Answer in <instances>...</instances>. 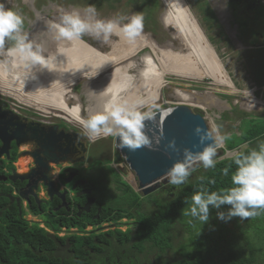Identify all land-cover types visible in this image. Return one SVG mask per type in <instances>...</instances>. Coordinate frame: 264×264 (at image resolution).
I'll list each match as a JSON object with an SVG mask.
<instances>
[{
    "label": "rangeland",
    "instance_id": "374dc122",
    "mask_svg": "<svg viewBox=\"0 0 264 264\" xmlns=\"http://www.w3.org/2000/svg\"><path fill=\"white\" fill-rule=\"evenodd\" d=\"M150 1L152 2V4L147 5L145 3V0L144 2L143 0H138L137 5L141 4L138 9H136L137 5L133 0H1V3L5 8H12L23 17L24 31L28 32L30 39L37 40L38 42H41V38L38 35L34 34V32H39L36 23L40 21H50L49 15L51 14V12H54L55 19H59L61 9L65 11L79 9L81 11V14L83 15V10L88 5H95L97 13L99 14V18L102 19L115 18L117 14L124 16L125 18L130 17L133 14L142 15L144 17L143 30L149 32L157 42L161 43L166 38V33L161 26L162 23L159 20L161 3L160 0ZM186 1L193 14L196 16L201 29L206 35L209 43L218 56L220 63L227 72L234 86L237 88V91L231 93V91L220 89L218 86H213L210 83L211 79L207 76H204L199 80H190L177 75L167 74L165 75L167 84L162 87L160 98H158L154 102L157 105V108L153 111L155 112L157 109H163L170 106L186 105L184 104L185 102L173 99V93L184 91L191 94H207L205 91H210L214 96V100L215 98L217 100L214 101L212 99H207L208 104L206 106V110L201 109L197 106H190V108L193 111H197L201 114L205 113L206 116L224 120L227 124H229L230 130L228 136L226 135L225 137L229 138L231 136L230 139L235 140V135L241 134V129H238L240 118L245 115L249 116L250 114L258 112L264 108V105H261V109L249 110V108L242 104V100L250 102H254L255 100L247 94H245V98L242 99V95L238 91L251 89L256 97L264 94V48H256L254 49V52H252L249 49H243L239 46L240 51L238 52L240 53L235 52V50L232 48V45L229 44V42H232L231 40H233V36L235 35V33L229 31L227 27L223 26L220 23L223 22L222 19H219V22L217 15L214 13L213 8L209 4V0ZM260 3L262 6L260 7L259 11H254L253 15L256 13L257 14L250 26H252L253 30L264 34V0H260ZM147 6L148 8H145ZM216 10L218 11L217 8ZM125 21L126 19L124 20V22ZM227 22L228 24L230 23L229 20H227ZM217 27L219 28V30L217 29ZM45 32L47 34H54V31H48L47 27L45 28ZM260 36L263 37L264 35ZM117 39L119 38L112 37L110 39V42L115 43L117 42ZM60 41L61 48L58 47ZM60 41H55V44H57L58 46L47 47L53 55H55L56 51L60 53L61 50L66 49L67 41ZM91 41L94 42V40ZM12 43L13 42L11 41H6L4 45L12 46ZM48 44L49 43H46L45 45L47 46ZM117 51L115 50L111 54H117ZM146 51H148V49L144 50V52ZM242 55L244 57V60H246V63H243V59L241 57ZM129 64L130 63L124 64L112 70L106 76L99 78L101 84L106 85L110 83L108 82V79L111 78L119 81L121 75L127 70ZM250 75L256 79V84L252 82ZM96 83V77L92 79H90V77H86L84 79L76 81L71 87L72 92L76 94L77 98H79L82 106V113L79 116L80 118H86L88 114L93 110L92 106L94 104L89 105L92 100L90 98V101L88 100L87 94H89L91 87H94ZM27 84L30 85V82H28ZM261 85L263 86L259 87ZM149 86L150 84L146 85V87ZM253 87L255 88L252 89ZM195 91H197V93H195ZM0 95V97H4L7 99V102L12 109L20 106V109H22V111L26 114H34L37 111L34 107L20 103L9 96L3 95L1 93ZM226 104L231 106V108H229ZM41 114L42 113L40 112V116L38 115V118H41V120L44 122H47L48 120L52 123H60V120L64 121L62 118L54 116L52 114H46L45 117H43V115ZM77 121L79 122L78 119ZM72 125L70 127L74 128ZM84 138L87 139L86 137ZM112 139L113 137L109 136L106 138L98 139L94 143L90 144L89 150L85 154V159L89 168H79L80 175L78 178L85 180V189L87 191H90V193L92 194L91 196L89 195L91 199L95 198V204L98 205L97 207H100L101 210H105V208H107V212L109 213H113V211L116 210H118L119 212L128 211V213L130 214L129 216H127L128 218L135 217V215L139 214V219L140 217L142 219V221L139 220V222L144 223L148 228L147 234L144 237H151V239L154 237L158 238V240L160 239V236L157 232L154 233V236L149 234L150 231L156 229L153 225L154 221H158L162 226L166 225V222H172L169 226L172 227L174 225L172 227L173 231H170L172 234H174V231L179 233V237L172 238L168 243L170 245L168 253L171 254V258L173 254L177 258L176 260H180L183 257H189L190 252L193 251L194 247L202 250V247L200 245L198 246V244H200V239H202L199 235V230L197 229V225L193 227V222L195 220H193L191 217L184 216L183 212L180 213L179 218H177L174 215L173 211L167 212L165 210H161L163 211L164 215H166L161 220H159L160 218L154 214L157 206H160V204L163 202V200L161 201L159 197L161 194L160 191H155L148 195L140 196V200L132 193L131 189L122 190L123 186L119 183L120 177L110 171L112 168V163L114 161H117V159L115 158V150ZM246 147L247 144L242 143L237 149H244ZM232 152H234V150H231L227 153L224 152V155H222L223 153H221L220 149H218L216 158L218 159L222 156L230 155ZM20 159L23 161H21ZM24 159L25 158L23 157L19 158L20 166L23 164ZM77 164L79 166L80 162ZM21 170H24V168H22ZM122 179L124 180V175H122ZM192 179H194V176L192 177ZM183 185L173 186L167 183L164 190H166L169 196L173 197L176 193H178L177 187L181 188ZM164 194L165 193H162L161 197H165ZM133 203L134 205H132ZM149 206L154 207V209L145 210ZM226 211L227 210H225V212ZM32 213H36V211L32 210ZM212 216H214V214H212ZM47 217L48 215L44 214L42 216V219H45ZM28 218L30 217L28 216ZM36 220L38 222L40 219L37 217ZM244 221L245 223H241L242 228L239 227L236 234L227 232L226 236L227 238L230 237V239L225 250L221 251L223 252L220 255L221 261L231 255H239L240 253H242L241 256H248L250 251H248L249 248H255V250L251 252H254V256L258 261L264 260V212H261V214L256 217L244 219ZM188 226L191 227L190 230ZM208 226V233L213 237L219 230V227L213 225V223L209 224ZM193 238L195 240L199 239V242L195 243V240H193ZM130 248L131 247H126V252H130ZM61 252L64 254L63 251ZM70 260L73 261L72 259ZM164 263L165 262H161L159 264ZM167 263L172 264V261H167Z\"/></svg>",
    "mask_w": 264,
    "mask_h": 264
},
{
    "label": "flooded vegetation",
    "instance_id": "af4514ba",
    "mask_svg": "<svg viewBox=\"0 0 264 264\" xmlns=\"http://www.w3.org/2000/svg\"><path fill=\"white\" fill-rule=\"evenodd\" d=\"M209 4L218 20L220 19L218 13L225 16L224 23L220 22L221 19L219 22L235 33L236 38L229 42L235 52L240 51V47L243 49L264 47V43L257 42L263 34L250 26L257 14L253 15L254 11H259L262 6L260 0H209ZM217 29L219 30L218 27ZM38 115L36 112L26 114L22 110L16 111L10 108L6 98L0 97V197L3 198L1 205L5 210H16L19 216L16 220H25V227L33 229L36 224L42 228L53 241V246L51 245L49 249L37 251L31 249L34 253L31 257L35 261L33 264H50L53 259L58 261L55 264H159L169 260L175 261L177 258L174 254L171 258L167 247H164L160 254L156 248H152L153 239L149 241L144 237L146 232L141 230L140 222L135 217L125 216L129 214L128 211L116 210L109 213L107 209L101 210L97 207L95 198L91 199L92 194L85 189V180L78 178L79 168H89L85 158L79 166L77 163L71 164L67 161L55 163L46 160L47 162L43 163L36 159L33 153L38 151L39 146L30 133L33 127L26 130L23 121L35 120L42 123ZM45 124L56 125L58 130L72 129L78 132L76 128L68 129L59 123ZM85 143L86 154L91 142ZM38 155L43 157L40 150ZM21 157L25 159L20 166ZM22 168L24 170H21ZM44 174L57 189L51 190L52 197L48 195L46 187L37 181V178ZM69 177L70 181L65 182ZM164 189L165 185H160L152 192H161ZM32 190L36 198L32 196ZM209 207V219L203 223L204 225L201 224L202 234L208 232L209 224L219 225L225 221L217 217V209ZM34 209L36 213H32ZM153 209L154 207L149 206L145 210ZM5 210H0V214ZM219 210L227 209L221 206ZM44 214L48 217L42 219ZM37 217L40 219L38 222ZM232 219L234 218L225 221L226 224L230 223L227 224L230 227H233ZM235 220H240V217L235 216ZM170 230L173 231L172 228ZM163 236L160 241L167 240L168 243L172 238L179 237L175 231L174 234L163 232ZM126 247H131L130 252H126ZM80 254L83 259L79 257ZM159 258L162 260H156ZM41 260L43 261L37 262Z\"/></svg>",
    "mask_w": 264,
    "mask_h": 264
},
{
    "label": "bare ground",
    "instance_id": "6f19581e",
    "mask_svg": "<svg viewBox=\"0 0 264 264\" xmlns=\"http://www.w3.org/2000/svg\"><path fill=\"white\" fill-rule=\"evenodd\" d=\"M160 3L159 20L166 33V38L161 43L144 30L142 33L144 38L138 40L135 46L128 45L121 39H117L115 43L109 41L108 44L98 40L92 42L93 39L85 35L82 40L71 43L67 41L66 49L52 54L58 57L50 62L54 70L40 68L38 65L33 69L24 67L18 58L6 55V50L11 46L4 45V51H0V93L34 107L45 116L52 114L81 125L77 117L82 113V106L71 87L76 81L89 77L99 66L102 67L94 76L97 83L90 89L97 94L91 95L90 92L87 94L88 100H92L89 105L94 104L91 112L102 109L105 102L113 96L121 101L132 102L143 98L155 102L161 96L162 87L167 84L165 80L167 74L190 80H199L207 76L211 79V85L231 93L236 92V87L220 63L187 1L160 0ZM49 16L50 21L58 20L55 19L54 12ZM220 16L224 20V15ZM36 24L39 32L34 34L41 38V42L49 43L45 45L46 47L58 46L55 44V35L45 32L47 21ZM58 47L61 48V41ZM145 49L148 51L144 52ZM115 50L117 54H111ZM128 63L130 64L119 81L111 78L108 79L110 83L101 84L99 78ZM148 84L150 86L146 87ZM106 87L111 91L107 95L100 94ZM205 92L207 94L179 91L173 93V99L185 102L184 104L189 107L197 106L206 110L207 99L214 98L210 91ZM243 92L250 96L252 94V90ZM216 100L215 98L214 101ZM242 104L249 108L254 105L258 107L261 103L257 100L254 102L242 100ZM130 178L124 176L125 182L133 186Z\"/></svg>",
    "mask_w": 264,
    "mask_h": 264
},
{
    "label": "clouds",
    "instance_id": "9594fccd",
    "mask_svg": "<svg viewBox=\"0 0 264 264\" xmlns=\"http://www.w3.org/2000/svg\"><path fill=\"white\" fill-rule=\"evenodd\" d=\"M83 12L84 14L82 15L79 9H72L71 11L61 9L58 20L47 22L48 31H54L57 41L64 40L70 43L82 40L87 35L93 40L108 44L110 39L116 36L128 45L135 46L138 40L144 38L142 35L144 17L140 14H133L127 18L117 14L115 18L102 19L99 18L94 5H88ZM125 19L127 22H123ZM6 41L13 42L12 46L6 50V55L18 58L24 67L33 69L38 65L40 68L54 70L51 68L50 62L57 57L52 55L44 43L29 38L28 32L24 31V19L21 15L12 8H5L0 3V51H4ZM101 67L99 66L89 77L96 76ZM110 91L111 89L106 87V90L100 94L107 95ZM238 91L242 95V91ZM90 94L96 95L97 93L90 90ZM241 98L244 99L245 96ZM255 98L261 104H258V107L256 105L251 106L249 110L261 109V105H264L263 96L256 97L255 95ZM17 107L14 110H22L20 106ZM156 108L157 105L154 101L150 102L140 98L129 102L128 100L121 101L113 96L105 102L102 109L90 112L86 118L77 117L81 124L78 125L79 127L75 126L77 124L72 125L73 123L63 118L64 121L60 120L59 124L68 129L71 128V125L76 128L84 143L90 141L92 144L98 139L111 136L113 137V146L114 138H116L119 141L118 146L121 149L128 148L135 150L146 146L149 149L155 150L161 142L163 131H159L158 134L153 132L152 136H149L145 130V121L153 119V110ZM36 113L39 114L40 112L36 111ZM41 115L45 117L44 114ZM202 115L205 119L207 118L208 126L207 128H202L200 125H197L194 130L195 134L199 136L202 144L205 140L213 142L208 143L202 150L196 152L189 148H184L183 158L175 161L165 174L167 183L170 185L180 186L186 184L189 177L198 168L203 167L205 170L215 168L219 162L216 159L217 151L220 149L221 152L224 148L225 136H228L230 133L229 124L223 120L227 129L222 135L218 126L211 120V117L206 116L205 113ZM49 122L51 121H43L42 123ZM168 146L176 150L175 140L169 141ZM237 150L239 149H235L234 153L230 155H225L231 156L232 162L236 165V170L231 176L232 186L225 190L211 192L201 186L192 195L189 208L183 212L184 216L191 217L193 220H198L203 224L209 219V206L217 209V217L225 221L234 216L249 219L264 212V142L259 144L258 149H252L247 153H236ZM223 151L227 153L231 150ZM223 158L224 156L219 159ZM119 160L125 163L124 159L121 158ZM111 170L118 174L124 185H128L131 190L140 194V196L142 195L134 189L135 182L132 181L133 186H131L122 179V175L126 177L129 175L123 174L114 163H112ZM228 172L229 169L227 167L223 169L224 175H228ZM199 179L203 180L204 177L201 176ZM130 180L132 179L130 178ZM209 183L214 184L215 181L209 180ZM223 205L230 206L226 212L225 210H219ZM195 222L193 223L195 224ZM213 225L217 226L214 223ZM167 249L169 250L168 246Z\"/></svg>",
    "mask_w": 264,
    "mask_h": 264
},
{
    "label": "trees",
    "instance_id": "16d2710c",
    "mask_svg": "<svg viewBox=\"0 0 264 264\" xmlns=\"http://www.w3.org/2000/svg\"><path fill=\"white\" fill-rule=\"evenodd\" d=\"M133 1L137 5L138 0H133ZM145 3L147 5L152 4L150 0H145ZM140 6L141 4L137 5L136 9H138ZM145 8H148V6ZM238 129H241V134L239 135L234 134L236 137L235 140L230 139L231 136L229 135L230 137L225 139L223 150H235L242 143H246L247 147L244 149L237 150L236 153H247L252 149H258L259 144L264 142V118L255 117L252 114H250L249 116L248 115L242 116L240 118ZM221 153H224V151H221ZM230 157L231 156H224L223 159L218 158L219 162L216 164L215 168H210L207 170L203 169V167L198 168L189 177L188 179L189 182H187L181 188L177 187L178 193H176L175 196L173 197H170L167 194V192L161 190V193H165L164 194L165 197H161V201L163 200V202L160 204V206H157V209L154 211V214L160 218L159 220H161L164 216H166L161 210H165L167 212L173 211L174 215L177 218H179L180 213L184 212V210L189 208L192 195L201 186H203V188L208 190L209 192L221 191L231 187L232 186L231 176L236 170V165L232 162ZM226 167L229 169L228 175H224L223 173V169ZM111 172L114 173V171L112 170ZM193 176L194 179H192ZM201 176L204 177L203 180L199 179V177ZM119 180H120L119 183L123 186L122 190L130 189L128 185H124L122 183L123 181L121 179ZM209 180H214L215 183L211 184L209 183ZM132 193L141 200L140 194H137L133 190ZM2 199L3 198L0 197V210H5L1 205ZM132 205H134V203ZM222 207L228 209L230 206L223 205ZM212 211L214 212V210ZM129 215L130 214H125V216H129ZM138 215L139 214L135 215V218L138 221L139 220L142 221L141 217L139 219ZM16 218H19V216L16 213V210H5L2 214H0V264H33L35 261L31 257L32 255H34V253L32 252L31 249H33V251H37L38 249L39 250L46 248L49 249L53 241L45 234L42 228H39L36 224L33 229H30L25 227L26 225L25 220L20 221L19 219L16 220ZM232 218H234L232 219L233 221H231L233 223L232 224L233 227L228 226L225 221L219 223V225L216 224L219 227V230L215 233L213 237L208 232H206V234H202L203 233L202 225L204 224H202V222L198 220H195L196 224L193 227L197 225V229L199 230V235L201 236L202 239H200V242L198 241L199 239L195 240L193 238V240H195L194 241L195 243L197 242L200 243L198 244V246L200 245L202 247V250H199L196 247H194L193 251L190 252L189 257H183L180 260L172 261V264L175 263L176 264H264V260L258 261L254 256V252H251L254 251L255 248L248 249V251L250 250L248 256H241L242 253H240L239 255H231L223 259L222 261L220 260V255L221 253H223L221 251L225 250L227 243L229 242L230 239V237L227 238L226 236L227 232L236 234L238 232L239 227L242 228L241 223L242 222L245 223L244 219L242 218H240V220H235V216ZM171 223L172 222H166V225L162 226L158 221H154L153 225L156 229H153L152 231L149 232V234L152 236H154L155 232H157L158 235L160 236L159 240L158 238L155 237L152 238L153 243L151 245L152 248H156L158 250L159 254L164 250V247L167 246L170 247L167 240H163V241L160 240H162V238L164 237L163 232H170V228L174 226L173 225L172 227H170L169 225ZM139 225L141 226V230H144L147 234L148 228L146 227V225L141 222ZM145 238L151 241V237L146 236ZM81 255L82 254H80L79 257L83 259V256ZM234 256H238V257H234ZM156 260H162V258ZM42 261L43 260L37 262L40 263ZM55 263H58L56 259L50 261V264H55ZM164 264H168V263L165 262Z\"/></svg>",
    "mask_w": 264,
    "mask_h": 264
},
{
    "label": "water",
    "instance_id": "95a60500",
    "mask_svg": "<svg viewBox=\"0 0 264 264\" xmlns=\"http://www.w3.org/2000/svg\"><path fill=\"white\" fill-rule=\"evenodd\" d=\"M218 15L221 19L220 14ZM212 97L214 98L213 95ZM226 105L230 107L228 104ZM254 116L264 118V109L255 112ZM211 120L218 126L223 135L227 129L224 121L215 117H211ZM145 124V130L149 136H152L153 132L158 134L159 131H163L161 142L155 150L146 146L135 150L121 149L118 146L119 141L114 138L115 158L117 159L114 164L123 174L131 177V181L135 182L134 189L142 195H147L159 188L160 185L168 182L165 174L175 161L183 158L184 148L196 152L202 150L208 143L213 142L211 140H205L203 144L200 142V138L194 130L197 125L207 128V120L201 113L193 111L187 105L158 109L154 112L153 119L146 120ZM23 125L26 130L33 127L30 133L38 143V151L40 150L43 155V157H40L38 151L33 153L37 160L43 163H46V160L55 163L67 161L71 164L84 160L86 145L81 140L80 134L75 131L58 130L56 125L44 124L35 120L23 121ZM173 139L176 143V150L168 146V142ZM121 158L124 159L125 163L118 161ZM70 179L71 177L65 182H69ZM37 181H40L46 187L48 195L52 197L51 190L57 189L50 178L44 174L38 177ZM32 196L37 197L33 190ZM227 224L230 225V223Z\"/></svg>",
    "mask_w": 264,
    "mask_h": 264
},
{
    "label": "crops",
    "instance_id": "0c3cea01",
    "mask_svg": "<svg viewBox=\"0 0 264 264\" xmlns=\"http://www.w3.org/2000/svg\"><path fill=\"white\" fill-rule=\"evenodd\" d=\"M263 20H264V18H263ZM264 35V34H263ZM236 37L234 36V38L233 39H235ZM257 42L258 43H260V44H262V43H264V36L263 37H260V38H258L257 39ZM264 48V47H263ZM245 49V48H244ZM249 50H251L252 52H254V49H250V48H248ZM238 53H240V52H238ZM242 57V59H243V63H246V60H244V57H243V55L241 56ZM251 76V75H250ZM251 78V80H252V82L254 83V84H256V79L253 77V76H251L250 77ZM263 85H261V86H259V87H262ZM260 96H263L264 97V95H260Z\"/></svg>",
    "mask_w": 264,
    "mask_h": 264
},
{
    "label": "built area",
    "instance_id": "2783aa9c",
    "mask_svg": "<svg viewBox=\"0 0 264 264\" xmlns=\"http://www.w3.org/2000/svg\"><path fill=\"white\" fill-rule=\"evenodd\" d=\"M255 87H253L252 89H254ZM251 90V89H250ZM242 96L244 97L245 96V94H244V92L242 91ZM251 98H253L254 100H256V98H255V95H254V93L252 92V94H251V96H250Z\"/></svg>",
    "mask_w": 264,
    "mask_h": 264
}]
</instances>
